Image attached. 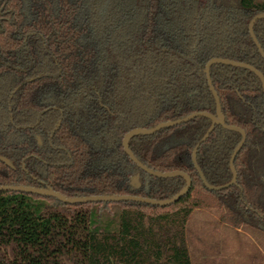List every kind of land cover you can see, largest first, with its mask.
I'll return each mask as SVG.
<instances>
[{
	"label": "trees",
	"instance_id": "1",
	"mask_svg": "<svg viewBox=\"0 0 264 264\" xmlns=\"http://www.w3.org/2000/svg\"><path fill=\"white\" fill-rule=\"evenodd\" d=\"M264 0H0V185L68 197L167 199L183 176L142 170L122 139L194 112L215 114L211 58L264 78ZM224 117L128 139L148 168L179 170L187 192L168 205L65 203L0 190V264H192L186 223L214 209L234 229L264 233V91L247 66L212 63ZM232 166V153L238 143ZM2 158L7 159L8 163ZM138 175V186L130 183Z\"/></svg>",
	"mask_w": 264,
	"mask_h": 264
},
{
	"label": "rangeland",
	"instance_id": "2",
	"mask_svg": "<svg viewBox=\"0 0 264 264\" xmlns=\"http://www.w3.org/2000/svg\"><path fill=\"white\" fill-rule=\"evenodd\" d=\"M185 236L192 264H264V233L224 225L214 209L193 210Z\"/></svg>",
	"mask_w": 264,
	"mask_h": 264
},
{
	"label": "water",
	"instance_id": "3",
	"mask_svg": "<svg viewBox=\"0 0 264 264\" xmlns=\"http://www.w3.org/2000/svg\"><path fill=\"white\" fill-rule=\"evenodd\" d=\"M261 17H264V12H261V13H257L255 15H253V17L250 19V22H249V32H250V35L252 36L254 42L256 43V45L259 47V44L253 34V31H252V24L253 22L258 19V18H261ZM262 56L264 57V53L262 52V50H260ZM226 63V64H231V65H238V66H247L249 67L250 69L254 70L260 77L261 79V82H262V86H263V91H264V78L262 76V74L256 70L254 67L252 66H249L247 64H244V63H240V62H236V61H233V60H229V59H223V58H211L210 60L207 61L206 65H205V74H206V79H207V82L209 84V87L212 91V94H213V97L215 99V103H216V111H215V114H211V113H207V112H194V113H191L189 115H186L182 118H179V119H176V120H171V121H166V122H161V123H158L157 125L151 127V128H133L131 129L130 131H128L127 133H125L123 139H122V146L125 150V152L128 154V156L142 169L144 170L145 172L151 174V175H154V176H159V177H170V176H175V175H180V176H183L186 180V183L184 185V187L178 192L176 193L175 195H173L172 197L170 198H167V199H151V198H146V197H141V196H136V195H93V196H79V197H68V196H65L51 188H39V187H32V186H23V185H0V190H15V191H23V192H30V193H36L38 195H47V196H52V197H55L57 198L58 200L62 201V202H65V203H76V202H91V201H119V200H132V201H140V202H146V203H151V204H155V205H168V204H171L173 202H175L176 200H178L182 195H184L187 190L189 189V187L191 186V179L190 177L185 174L184 172L182 171H179V170H174V171H168V172H161V171H155V170H152L150 168H148L147 166H145L144 164H142L134 155L133 153L130 151L129 147H128V139L137 134V133H147V134H150V133H153L155 132L156 130H158L159 128H162L164 126H172V125H176V124H179V123H182V122H185L195 116H199V115H202V116H207L209 117L211 120H212V123L210 125V127L208 128V130L205 132V134L201 137V139L198 141V143L194 146L193 148V152H192V160H194V155H195V151L197 149V147L199 146V144L207 137V135L209 134V132L211 131L212 127L215 125V124H222L223 121H224V117H223V114L221 112V109H220V104H219V98L215 92V90L213 89V86L211 85V81H210V76H209V68H210V65L212 63ZM242 139L241 141L238 143V145L236 146V148L234 149L233 153H232V156H231V159H230V165H231V168H232V171L234 173V176H233V179L224 184V185H221V186H216V187H213V186H210L205 178L203 177L202 173L200 172V170L198 169L199 171V174H200V177L202 179V181L204 182V184L209 187V188H215V189H220V188H224V187H227L229 185H231L232 183L235 182V178H236V173H235V170L232 166V159L236 153V151L239 149V147L241 146L243 140H244V133H242ZM4 161H7V159L5 158H2ZM130 183L132 185H135V186H138V175L135 174L131 177V180H130Z\"/></svg>",
	"mask_w": 264,
	"mask_h": 264
}]
</instances>
